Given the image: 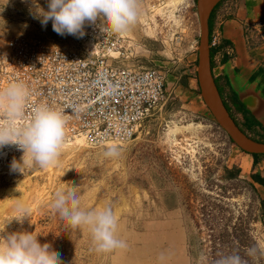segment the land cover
I'll return each mask as SVG.
<instances>
[{
    "label": "rangeland",
    "instance_id": "rangeland-1",
    "mask_svg": "<svg viewBox=\"0 0 264 264\" xmlns=\"http://www.w3.org/2000/svg\"><path fill=\"white\" fill-rule=\"evenodd\" d=\"M47 3L0 0V46L32 34L74 44L72 35L54 32L51 21L42 27L34 18L36 6L47 11ZM125 34L124 53L131 56L125 61L160 69L168 98L134 139L101 145L66 140L55 166L12 171L11 162H21L23 150L15 144L0 148V243L7 234L30 232L59 253L62 264H204L211 232L206 218L215 232L228 234L240 223L247 231L236 251L241 264H264V186L253 178L264 175L242 163L244 152L228 140L196 94L195 0H138L137 22ZM220 62L213 61L215 70ZM215 81L239 127L264 142L262 128L249 124L230 103L232 94ZM175 124L189 126L171 133ZM109 148L117 154L106 157ZM69 186L76 187L81 209L111 208L115 235L126 247L98 252L87 228L72 229L51 212L55 194ZM17 200L30 209L22 223L13 219Z\"/></svg>",
    "mask_w": 264,
    "mask_h": 264
},
{
    "label": "built area",
    "instance_id": "built-area-1",
    "mask_svg": "<svg viewBox=\"0 0 264 264\" xmlns=\"http://www.w3.org/2000/svg\"><path fill=\"white\" fill-rule=\"evenodd\" d=\"M99 24V21L97 22ZM82 38L61 45L39 34L11 37L0 46V90L10 83L24 85L22 115L12 124L24 127L39 105L61 112L66 121L64 141L80 137L89 145L130 141L146 118L164 103L163 72L128 63L127 36L85 25ZM212 63L222 56L217 30L209 34ZM217 65L215 67H217ZM0 109V122L7 123Z\"/></svg>",
    "mask_w": 264,
    "mask_h": 264
},
{
    "label": "clouds",
    "instance_id": "clouds-1",
    "mask_svg": "<svg viewBox=\"0 0 264 264\" xmlns=\"http://www.w3.org/2000/svg\"><path fill=\"white\" fill-rule=\"evenodd\" d=\"M36 7L34 18L39 19L42 27L51 21L52 30L58 35L68 34L77 38L85 35L86 24L98 26L110 34H123L138 18V0H48L47 11ZM26 96L27 91L21 83L13 82L0 90V109L8 118L7 123L0 122V148L15 144L23 150L21 162L13 159L10 165L12 171L20 173L26 165L42 168L57 165L65 138L63 115L47 105L34 107L32 118L24 127L12 124L22 115ZM25 154L28 159H24ZM116 154L115 148L104 153L106 157ZM14 210L16 215L13 219L20 223L30 214L29 207L20 200L14 204ZM50 210L65 219L72 229L87 228L98 252L126 247L125 242L115 235L117 218L111 208L81 209L76 187L58 191ZM0 264H62V261L59 253L51 250L49 244L39 243L37 236L30 232H17L3 237ZM220 264H241V258L238 255L226 257Z\"/></svg>",
    "mask_w": 264,
    "mask_h": 264
},
{
    "label": "crops",
    "instance_id": "crops-1",
    "mask_svg": "<svg viewBox=\"0 0 264 264\" xmlns=\"http://www.w3.org/2000/svg\"><path fill=\"white\" fill-rule=\"evenodd\" d=\"M210 18L226 53L216 70L212 66V75L226 93L244 99L247 108L242 103V110L252 119L260 117L262 123L253 120L264 131V0H218ZM244 156L241 161L247 168L255 165L264 175V158Z\"/></svg>",
    "mask_w": 264,
    "mask_h": 264
},
{
    "label": "water",
    "instance_id": "water-1",
    "mask_svg": "<svg viewBox=\"0 0 264 264\" xmlns=\"http://www.w3.org/2000/svg\"><path fill=\"white\" fill-rule=\"evenodd\" d=\"M217 1L218 0H195L198 37L194 72L198 87L197 94L204 102L213 121L225 133L233 145L244 153L264 155V142L254 140L247 134L241 132L233 119L229 116L211 73L207 18L208 13ZM234 96L240 104L243 103L247 108L244 99L238 94ZM253 119L259 123L263 122L260 117H254Z\"/></svg>",
    "mask_w": 264,
    "mask_h": 264
},
{
    "label": "trees",
    "instance_id": "trees-1",
    "mask_svg": "<svg viewBox=\"0 0 264 264\" xmlns=\"http://www.w3.org/2000/svg\"><path fill=\"white\" fill-rule=\"evenodd\" d=\"M208 17H209V15H208ZM211 28H212V25L208 23V33H210ZM212 54H213V50L211 49L209 51L210 67L212 65ZM225 58H226V55H223V57L221 58V62H223L225 60ZM263 81H264V75H263ZM196 92L198 93V89L196 90ZM222 102H223V100H222ZM230 103L232 104V106L234 107V109L237 112H239L243 108L242 104H240L236 100V98L233 94L230 96ZM223 105L227 110L229 109V105L225 101L223 102ZM243 114H244V118L249 122V124H256L252 118H250V117L248 118L246 116L245 111H243ZM239 130H241V132L246 134V132L243 129L239 128ZM250 138H252V137H250ZM252 139H254V138H252ZM254 140H257V139H254ZM257 141H261V140H257ZM261 142H263V141H261ZM249 155H251V157L254 160L257 158H261V157L264 158V155H258V154H249ZM232 176L234 177L235 175H232ZM253 178H256L255 180L264 186V178L263 177L260 178L258 176L253 175ZM260 207H261L262 213L264 215V206L260 205ZM211 222H212L211 219L204 218V224H206V226H208L209 230L211 231L210 234H208L209 239H207V240L209 241V245L207 246V251L206 250L204 251V253H205L204 264H220V262L223 261L226 257L239 255V254H237L236 251H237L238 247L242 246V242H243L242 238L246 236V233H245V232H247L246 229L244 227L240 228L239 227L240 223H237L236 226L232 227L233 228V234L232 233L228 234L225 229L215 232L214 227L212 226ZM237 229H238V231H237ZM198 241H202V240L198 239Z\"/></svg>",
    "mask_w": 264,
    "mask_h": 264
},
{
    "label": "flooded vegetation",
    "instance_id": "flooded-vegetation-1",
    "mask_svg": "<svg viewBox=\"0 0 264 264\" xmlns=\"http://www.w3.org/2000/svg\"><path fill=\"white\" fill-rule=\"evenodd\" d=\"M214 7V6H213ZM213 7L211 8V10H210V12L208 13V15H209V17L207 18V24L209 23V24H211L210 23V17H211V12H212V9H213ZM213 28H211V30H212ZM211 30H210V32H211ZM216 30V29H215ZM219 33V32H218ZM209 34L210 33H208V40H209ZM220 35V34H219ZM211 50V48H209V51ZM222 50V56H221V58L223 57V55H226V53H225V50H224V48H222L221 49ZM221 60V59H220ZM212 65H213V63H212ZM212 65H211V67H210V69L212 68ZM212 71V70H211ZM212 73V72H211ZM213 76V75H212ZM213 78H214V76H213ZM214 81H215V78H214ZM215 83H216V85H217V81H215ZM217 89H218V86H217ZM218 92L222 95V93L220 92V90L218 89ZM220 95V96H221ZM222 98V100H223V97H221ZM225 100H223V102H224ZM226 102V101H225ZM227 103V102H226ZM227 110V109H226ZM227 112H228V114H229V116L233 119V121L235 122V124L238 126V128H240L239 127V124L236 122V120H235V118H234V116H232V114H231V111H230V108L227 110ZM240 112V111H239ZM245 119V118H244ZM246 120V119H245Z\"/></svg>",
    "mask_w": 264,
    "mask_h": 264
},
{
    "label": "bare ground",
    "instance_id": "bare-ground-1",
    "mask_svg": "<svg viewBox=\"0 0 264 264\" xmlns=\"http://www.w3.org/2000/svg\"><path fill=\"white\" fill-rule=\"evenodd\" d=\"M164 75V74H163ZM164 82H165V78H164ZM168 96H169V93L168 92H165V94H164V98L165 99H167L168 98ZM188 126L189 125H183V126H177L176 124L173 126V127H171L170 128V132L171 133H173L174 131H176V130H178L179 128H181V127H184V128H188ZM72 141H81L82 142V140H81V138L80 137H76V138H74L73 140H70V142H72ZM65 142V141H64ZM70 142H68V143H70Z\"/></svg>",
    "mask_w": 264,
    "mask_h": 264
}]
</instances>
